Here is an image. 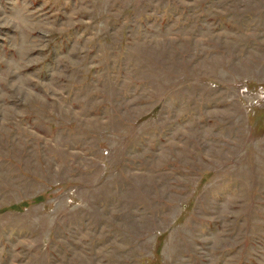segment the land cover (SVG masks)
Masks as SVG:
<instances>
[{"label": "rangeland", "instance_id": "1", "mask_svg": "<svg viewBox=\"0 0 264 264\" xmlns=\"http://www.w3.org/2000/svg\"><path fill=\"white\" fill-rule=\"evenodd\" d=\"M0 264H264V0H0Z\"/></svg>", "mask_w": 264, "mask_h": 264}]
</instances>
